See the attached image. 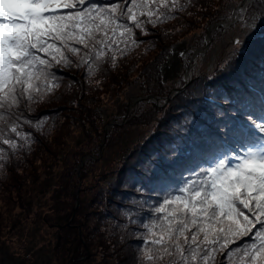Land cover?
Returning a JSON list of instances; mask_svg holds the SVG:
<instances>
[{"label":"rangeland","instance_id":"obj_1","mask_svg":"<svg viewBox=\"0 0 264 264\" xmlns=\"http://www.w3.org/2000/svg\"><path fill=\"white\" fill-rule=\"evenodd\" d=\"M239 3L196 0L174 19L146 25V34L134 30L136 45L116 51L115 66L108 60L95 75L60 67L58 86L22 117L31 121L21 123L29 142L0 161V264H134L143 229L130 218L147 221L149 205L165 196L128 177L142 148L157 146L159 131L175 138L176 152L202 148L219 122L220 130L228 116L240 122L246 82L264 84V9L247 0L256 7L245 21L229 20ZM183 41L179 77L163 83L158 66ZM206 95L222 105L204 107ZM241 117L264 123L244 110Z\"/></svg>","mask_w":264,"mask_h":264},{"label":"snow or ice","instance_id":"obj_2","mask_svg":"<svg viewBox=\"0 0 264 264\" xmlns=\"http://www.w3.org/2000/svg\"><path fill=\"white\" fill-rule=\"evenodd\" d=\"M195 2L0 0V161L6 149L29 142L21 123L31 121L22 120V109L31 111L58 86L53 67L86 66L89 76L108 60L114 67L116 51L123 55L136 45L134 30L146 34V25L174 19ZM258 2L264 9V0ZM255 7L241 0L228 19L243 22ZM230 42L234 50L242 44ZM247 136L255 147L234 163L220 159L201 169L178 194L149 205L147 221L130 218L143 229L136 233L134 264H264V123H250Z\"/></svg>","mask_w":264,"mask_h":264},{"label":"trees","instance_id":"obj_3","mask_svg":"<svg viewBox=\"0 0 264 264\" xmlns=\"http://www.w3.org/2000/svg\"><path fill=\"white\" fill-rule=\"evenodd\" d=\"M180 47L183 48L182 50H185L186 42L183 41L179 45L173 46L169 56L158 66L160 78L163 83L171 80L173 81L179 77L181 70V58L178 48ZM108 55H111V53H108ZM259 61L262 63L263 71L261 74L263 75V81L264 58ZM79 68L82 69V72L87 70L86 66ZM59 69L60 67H53L51 69L56 77L59 75ZM252 72L253 70L250 71L249 74ZM54 83L57 84V81H54ZM83 85L85 84L83 83ZM235 92L236 89H234V94ZM245 93H247L243 95L245 98H240V101L246 100L241 109L247 111V113L250 112L256 115L257 117L254 119H261L264 117V84L262 86H255L246 82ZM239 95L241 94L239 93ZM219 102L220 101L214 95H206L203 97L204 107L205 105L212 107L221 106L222 104H219ZM22 110L25 114L29 113L27 109ZM242 110L238 111L237 119L240 120V122L233 119V117L228 116L229 119L227 122L223 123L221 130L219 129L220 122L219 125L218 123H214V128H216L217 125L218 128L213 131L211 136L213 138L205 140L204 146L200 149L199 145L194 146L193 150L190 149L191 146H186L181 151L176 152L178 148L174 145L172 147V143L174 144L175 138L163 131H159L158 138L154 143L157 146L150 145L149 148H147V146L142 148L139 153V159H137V161L133 163L129 169L128 177H130V179H134L136 181L135 183L139 185L141 190H150L151 192L157 194L162 193V195H166L168 193L178 194V189L182 187L188 179L193 178L196 173H199L201 169H206L207 167L214 165L220 159L230 160L229 153H232L230 149L235 147L237 155V151H240L242 148H244L245 152L249 146L255 147V139L247 136V125L250 123L242 119ZM202 124H204L202 120H198L196 127H200ZM233 125H237L240 131L233 132ZM199 129L200 128H196L195 132L197 133ZM239 133L240 136H237ZM208 137V135H202L203 139H208ZM231 139H234V141ZM188 140H190L189 137ZM207 141H210L211 144L208 145ZM231 141H233L235 145H233ZM161 145H163V149ZM240 154L243 153L240 152ZM122 194H125V196H132L130 191H122ZM138 194L139 193H136V196Z\"/></svg>","mask_w":264,"mask_h":264},{"label":"water","instance_id":"obj_4","mask_svg":"<svg viewBox=\"0 0 264 264\" xmlns=\"http://www.w3.org/2000/svg\"><path fill=\"white\" fill-rule=\"evenodd\" d=\"M248 1L250 2V1H253V0H248ZM197 52H198V51H196V53H197ZM108 125H110V123H108L107 126H108ZM82 163H83V161H81V166H82ZM66 226H69V224H66ZM55 227L59 229L61 226H60V225H56Z\"/></svg>","mask_w":264,"mask_h":264},{"label":"bare ground","instance_id":"obj_5","mask_svg":"<svg viewBox=\"0 0 264 264\" xmlns=\"http://www.w3.org/2000/svg\"><path fill=\"white\" fill-rule=\"evenodd\" d=\"M237 11H238V9H237ZM234 13H235V12H234ZM198 52H199V51H198ZM232 128H233V130H234L233 132L240 131V130H239V127H237V125H233Z\"/></svg>","mask_w":264,"mask_h":264}]
</instances>
